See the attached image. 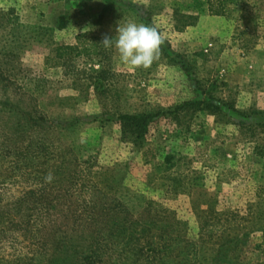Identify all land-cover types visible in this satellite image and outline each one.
Instances as JSON below:
<instances>
[{
    "label": "rangeland",
    "instance_id": "obj_1",
    "mask_svg": "<svg viewBox=\"0 0 264 264\" xmlns=\"http://www.w3.org/2000/svg\"><path fill=\"white\" fill-rule=\"evenodd\" d=\"M0 10L18 16L0 28V264H47L64 256L55 244L87 263L114 221L141 230L148 217L170 224L172 264H264V0H231L224 15L208 0ZM128 22L161 36L147 69L114 47L55 55L82 32L114 40ZM123 114L155 116L137 136ZM105 249L97 264H123L119 245Z\"/></svg>",
    "mask_w": 264,
    "mask_h": 264
},
{
    "label": "trees",
    "instance_id": "obj_2",
    "mask_svg": "<svg viewBox=\"0 0 264 264\" xmlns=\"http://www.w3.org/2000/svg\"><path fill=\"white\" fill-rule=\"evenodd\" d=\"M230 3L231 0H208V9L211 14L224 15ZM17 22L18 16L12 10H9L7 13L0 10V28L13 26L17 24ZM57 28L59 29V26ZM178 29L181 28L178 27ZM54 52L56 57L60 59L63 55H106L107 53L100 39L90 32H82L75 35V43L57 45L54 48ZM1 56L7 57L12 55L3 53ZM0 75L2 76V71H0ZM181 107L182 106L176 107L171 113L177 112ZM154 116L153 114H123L119 116V119L124 126L129 125L136 128L137 136H141L146 125ZM110 220H112V218L109 219L108 222H110ZM116 222L114 221L113 225H111V231H109L108 234L98 235L94 238V249L88 246L87 251H84L87 253L84 257V261H87V263L82 262V264H91L93 262V257L94 264L101 263L102 254L107 251L105 249L106 245H115L116 249H112L115 252H117V245H119V254L117 258H121V260L124 261L123 264H144V262L152 264H172V262L168 260L175 257L170 258V256L172 254L173 256L177 255H174V248H171L170 243L172 240L174 241V239L167 233L166 229L170 227V224L167 223L166 219L156 221V219L148 217L141 230L136 229L137 227H135L134 230L128 229V225H125L127 222L125 219H122L119 224ZM129 227H132V225ZM153 227L159 230L157 234L149 237L145 229L151 230ZM54 246V252L60 250L64 256L57 258L51 257L47 264H78L76 260L73 259L76 255L71 256V253L77 254L78 251L74 253L70 252V248L74 250L75 246L60 245L59 247L58 244ZM145 249L147 251L143 252Z\"/></svg>",
    "mask_w": 264,
    "mask_h": 264
},
{
    "label": "clouds",
    "instance_id": "obj_3",
    "mask_svg": "<svg viewBox=\"0 0 264 264\" xmlns=\"http://www.w3.org/2000/svg\"><path fill=\"white\" fill-rule=\"evenodd\" d=\"M115 32L114 40L105 36L101 43L106 49L114 47L121 63L133 70L147 69L159 58L163 41L154 27L128 22ZM47 179L50 181L51 176Z\"/></svg>",
    "mask_w": 264,
    "mask_h": 264
}]
</instances>
